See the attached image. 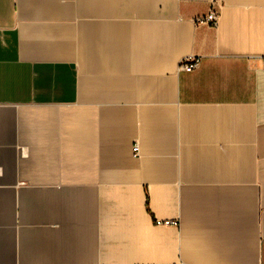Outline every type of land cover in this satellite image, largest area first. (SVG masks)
<instances>
[{
  "label": "crops",
  "instance_id": "crops-1",
  "mask_svg": "<svg viewBox=\"0 0 264 264\" xmlns=\"http://www.w3.org/2000/svg\"><path fill=\"white\" fill-rule=\"evenodd\" d=\"M0 264H264V0H0Z\"/></svg>",
  "mask_w": 264,
  "mask_h": 264
},
{
  "label": "built area",
  "instance_id": "built-area-1",
  "mask_svg": "<svg viewBox=\"0 0 264 264\" xmlns=\"http://www.w3.org/2000/svg\"><path fill=\"white\" fill-rule=\"evenodd\" d=\"M219 16H220V11H219L218 7L216 5H213L205 16L197 19V22L205 23V24H208L210 26H216L218 24V21H219ZM198 65H199V58L194 56V55H189L181 61L180 65H179V69L186 70V71H192L195 68H197ZM133 153H134V155L139 154L138 143H135L133 145ZM165 223L178 224L177 221H172V222L171 221H165Z\"/></svg>",
  "mask_w": 264,
  "mask_h": 264
}]
</instances>
